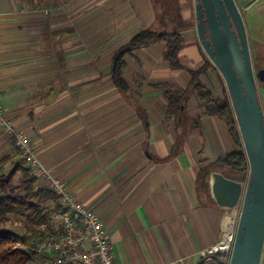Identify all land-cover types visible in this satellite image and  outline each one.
I'll list each match as a JSON object with an SVG mask.
<instances>
[{
    "label": "crops",
    "instance_id": "0c3cea01",
    "mask_svg": "<svg viewBox=\"0 0 264 264\" xmlns=\"http://www.w3.org/2000/svg\"><path fill=\"white\" fill-rule=\"evenodd\" d=\"M234 1L250 50L264 57V0ZM180 14L189 24L186 0ZM154 19L151 0H0V105L41 163L98 215L116 264H196L227 215L212 174L209 191L198 192V171L237 144L189 88V71L205 62L191 25L181 69L162 59L163 44L136 50L123 58L129 92L118 90L115 57ZM201 79L221 96L214 70ZM170 88L186 90L178 117L168 114ZM10 140L0 128V147ZM1 148L0 159L18 161Z\"/></svg>",
    "mask_w": 264,
    "mask_h": 264
},
{
    "label": "trees",
    "instance_id": "16d2710c",
    "mask_svg": "<svg viewBox=\"0 0 264 264\" xmlns=\"http://www.w3.org/2000/svg\"><path fill=\"white\" fill-rule=\"evenodd\" d=\"M151 2L155 13L153 25L137 33L114 59V78L118 90L124 96L129 89L122 79L125 68L123 58L136 50L163 44L162 59L168 62L172 69L182 68L179 61V53L184 46L182 31L189 24L181 17L180 0H151ZM259 57L257 66L260 67L263 57L260 54ZM210 68L216 72L223 84L221 96H214L201 79V76ZM189 73L191 76L189 88L198 98L203 112L220 120L228 128L237 144L236 149L200 168L197 175L198 192L209 190V176L217 173L220 166L232 172L230 180L239 183L247 182L248 162L221 75L208 59H205L200 68L190 70ZM185 93V89L178 88H170L166 91L169 101L168 114L178 117ZM6 161L7 156L0 159V225L6 223L12 215L19 216L25 221V232L18 236L10 231L0 230V264H33L38 258L36 244L47 236L35 228L45 226L51 230V234L55 233L52 215L61 213L63 209L59 203V197L46 187L39 186L29 168L23 167L20 161H16L9 171H6L4 167ZM219 257L228 259L227 255H219ZM43 258L46 261L45 264H51L48 256Z\"/></svg>",
    "mask_w": 264,
    "mask_h": 264
},
{
    "label": "water",
    "instance_id": "95a60500",
    "mask_svg": "<svg viewBox=\"0 0 264 264\" xmlns=\"http://www.w3.org/2000/svg\"><path fill=\"white\" fill-rule=\"evenodd\" d=\"M198 41L221 75L245 152L249 173L241 183L212 174V193L219 207L240 205L237 230L227 260L212 254L196 264H260L264 249V63L254 67L240 10L234 0H195Z\"/></svg>",
    "mask_w": 264,
    "mask_h": 264
},
{
    "label": "built area",
    "instance_id": "2783aa9c",
    "mask_svg": "<svg viewBox=\"0 0 264 264\" xmlns=\"http://www.w3.org/2000/svg\"><path fill=\"white\" fill-rule=\"evenodd\" d=\"M0 128L13 138L20 163L31 170L38 183L55 193L63 211L52 215L59 228L55 233L36 244L38 256H48L51 264H116L104 225L98 215L83 205L74 193L66 188L64 181L53 175L39 160L30 139L15 130L6 120L0 105ZM221 222L219 240L200 252V258L208 255H227L229 258L240 215V205L229 209Z\"/></svg>",
    "mask_w": 264,
    "mask_h": 264
},
{
    "label": "rangeland",
    "instance_id": "374dc122",
    "mask_svg": "<svg viewBox=\"0 0 264 264\" xmlns=\"http://www.w3.org/2000/svg\"><path fill=\"white\" fill-rule=\"evenodd\" d=\"M187 1V3H188V7H189V9H190V12H191V20H190V22H189V25H191V27H192V29H193V31H194V34L196 35V29H195V17H194V3H196L195 2V0H186ZM193 25V26H192ZM246 33H247V31H246ZM196 39H197V37H196ZM196 43L198 44V46L200 47V49H201V51H202V55L204 56V58L205 59H208V57L206 56V54L204 53V51H203V49L201 48V46H200V43H199V41H198V39L196 40ZM250 52H251V58H252V62H253V65H254V67H256L257 66V64H258V62H259V60H260V57H259V53H255L254 51H252V50H250ZM209 60V59H208ZM210 61V60H209ZM211 62V61H210ZM212 64V63H211ZM213 65V64H212ZM214 66V65H213ZM216 73V72H215ZM221 77V76H220ZM221 79H222V77H221ZM222 81H223V79H222ZM223 83H224V81H223ZM224 86H225V84H224ZM225 89H226V87H225ZM226 92H227V89H226ZM227 95H228V92H227ZM258 96H259V100H260V103H261V105H262V109H263V112H264V90L261 88V87H259L258 86ZM235 118V117H234ZM237 129H238V127H237ZM239 132V131H238ZM10 143L9 144H13V141H9ZM242 142V141H241ZM9 146V147H8ZM7 147H4V148H1V149H3L4 151H6V150H8V149H10L9 150V153L12 155V157L14 158L15 157V155H19L18 154V152H17V150L15 149V145L13 144V146L11 147L10 145H8ZM11 147V148H10ZM0 153H1V150H0ZM0 156H1V154H0ZM15 161L16 160H14L13 162H11L10 164H7L6 162H5V164H4V167H5V165H6V167H5V170L6 171H9V169L13 166V164L15 163ZM18 161H20V159H19V156H18ZM27 168V167H26ZM218 169L219 170H223L226 174H227V176L228 177H232V172L228 169V168H226V167H223V166H220V167H218ZM32 173V172H31ZM15 183L17 184V180H15ZM241 184L243 185V186H245V184H246V182H241ZM212 190V189H211ZM209 191V190H208ZM59 203H60V200H59ZM60 205H61V203H60ZM230 211H229V209H226V213L227 214H230L229 213ZM58 225H59V222L57 221V220H54L53 221V226H55V228L56 227H58ZM35 229H37V230H39L40 232H42L43 234H46V233H50L51 232V230L50 229H48L47 227H45V226H40V227H36ZM0 230H6V231H10V232H12V233H14L15 235H18V236H21L22 234H24V232H25V221H24V219L22 218V217H19V216H15V215H12L11 217H10V219L6 222V223H4V224H2V225H0ZM24 249V248H23ZM38 258L37 259H35V261H34V263L33 264H45L46 263V261L44 260V258H43V256H37Z\"/></svg>",
    "mask_w": 264,
    "mask_h": 264
},
{
    "label": "flooded vegetation",
    "instance_id": "af4514ba",
    "mask_svg": "<svg viewBox=\"0 0 264 264\" xmlns=\"http://www.w3.org/2000/svg\"><path fill=\"white\" fill-rule=\"evenodd\" d=\"M261 62H263V63H264V57H263V60H261Z\"/></svg>",
    "mask_w": 264,
    "mask_h": 264
}]
</instances>
